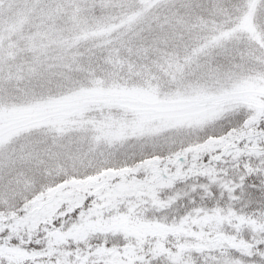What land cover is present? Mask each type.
<instances>
[{
    "label": "snow or ice",
    "instance_id": "1",
    "mask_svg": "<svg viewBox=\"0 0 264 264\" xmlns=\"http://www.w3.org/2000/svg\"><path fill=\"white\" fill-rule=\"evenodd\" d=\"M0 264H264V0H0Z\"/></svg>",
    "mask_w": 264,
    "mask_h": 264
}]
</instances>
